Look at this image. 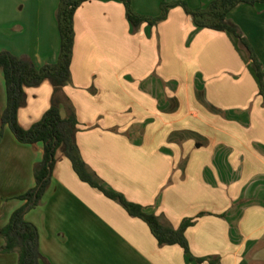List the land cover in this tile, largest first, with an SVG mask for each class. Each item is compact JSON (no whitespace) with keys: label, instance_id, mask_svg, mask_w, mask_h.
<instances>
[{"label":"crops","instance_id":"0c3cea01","mask_svg":"<svg viewBox=\"0 0 264 264\" xmlns=\"http://www.w3.org/2000/svg\"><path fill=\"white\" fill-rule=\"evenodd\" d=\"M165 0H132L143 16ZM178 1V0H173ZM212 0H186L192 9ZM60 0H0V53L37 69L61 53ZM240 27L264 67V4L241 5ZM71 81L61 115L78 121L84 162L109 191L178 229L190 254L164 246L149 226L83 182L59 150L41 204L26 215L39 230L42 264H264V102L248 53L231 33L199 28L182 7L134 30L122 2L92 0L75 14ZM55 87L27 88L19 123L30 129L50 109ZM0 69V230L36 186L44 145L20 143L2 125ZM5 241L0 237V248ZM194 259L207 258L203 263ZM1 254L0 264H17Z\"/></svg>","mask_w":264,"mask_h":264},{"label":"trees","instance_id":"16d2710c","mask_svg":"<svg viewBox=\"0 0 264 264\" xmlns=\"http://www.w3.org/2000/svg\"><path fill=\"white\" fill-rule=\"evenodd\" d=\"M89 1L92 0H60L57 21L61 36V53L56 64L37 69L27 58H19L7 51L0 53V69L4 72L7 90V107L2 115V125L8 126L22 144L42 143L44 145L43 160L34 170L36 186L26 194L19 196L20 200L26 201L25 205L16 210L8 225L0 230V237L5 241V245L0 248V253H17L19 257L17 264H42L44 261L40 250L39 230L33 223L26 220V215L41 204L51 184L59 150H62L70 160L74 171L83 182L119 203L131 217L143 220L149 226L159 246L179 245L186 254H190L186 231L194 225L195 220L186 219L178 229H175L163 217L149 214L142 206L129 202L122 194L107 190L103 182L91 172L81 157L76 142L77 116L70 103H68V118L65 119L61 115L60 103L63 100L67 103L68 100L59 96L60 88L71 81L75 14L83 4ZM118 1L123 3L127 18L134 30H138L143 24L156 26L167 19L171 9L182 7L187 15L192 17L197 27L231 33L239 40L241 48L248 53L259 80V95L264 102L263 64L240 27L228 19L229 14L237 7L264 4V0H212L206 7L197 9L190 8L185 1H176L171 4L163 1L161 3L162 13L158 17L137 14L133 10L132 0ZM46 80H49L55 87L52 105L39 122L30 129H24L19 123L18 115L27 101L26 89L39 87ZM192 259L198 263L208 260L207 258Z\"/></svg>","mask_w":264,"mask_h":264},{"label":"rangeland","instance_id":"374dc122","mask_svg":"<svg viewBox=\"0 0 264 264\" xmlns=\"http://www.w3.org/2000/svg\"><path fill=\"white\" fill-rule=\"evenodd\" d=\"M178 1H185L186 2V0H178ZM165 2L171 4V3L176 2V1H173V0H165ZM161 13H162V11H161Z\"/></svg>","mask_w":264,"mask_h":264}]
</instances>
